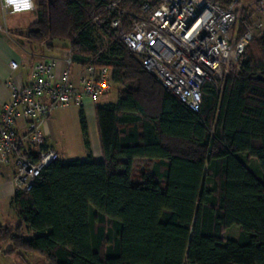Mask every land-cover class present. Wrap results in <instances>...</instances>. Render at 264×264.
<instances>
[{"label": "trees", "instance_id": "16d2710c", "mask_svg": "<svg viewBox=\"0 0 264 264\" xmlns=\"http://www.w3.org/2000/svg\"><path fill=\"white\" fill-rule=\"evenodd\" d=\"M109 1L35 5L27 42H67L73 63L106 68L121 91L114 104L95 108L102 160L91 157L79 109L86 159L58 158L30 191L14 192L17 223L0 226V252L9 242L3 255L38 252L47 264H264V34L221 90L203 84L192 112L124 45H95L92 19L108 17ZM117 1L140 14L142 0ZM134 159L154 161L148 177L133 181ZM232 226L237 238L224 240Z\"/></svg>", "mask_w": 264, "mask_h": 264}, {"label": "built area", "instance_id": "2783aa9c", "mask_svg": "<svg viewBox=\"0 0 264 264\" xmlns=\"http://www.w3.org/2000/svg\"><path fill=\"white\" fill-rule=\"evenodd\" d=\"M236 2L223 7L207 0H142L140 14L135 17L115 0L104 3L107 18L94 17L92 23L111 40L124 45L180 104L198 112L203 84L222 86L244 40L248 42L262 28V23L247 22L242 35L236 36ZM34 8L33 0H1L3 14ZM254 11L264 20V0ZM60 60L65 69L59 76L55 75L58 60L29 62V84L19 86L10 77L5 82L10 99L0 113V164L12 169L15 191H30L43 170L59 158L57 152L44 147L41 132V125L51 113L67 107L73 99L81 106L85 99L94 101L112 89L106 68H81L73 83L70 48L63 51ZM9 67L14 71L18 64L12 62ZM19 122L24 125L21 131L17 129Z\"/></svg>", "mask_w": 264, "mask_h": 264}, {"label": "crops", "instance_id": "0c3cea01", "mask_svg": "<svg viewBox=\"0 0 264 264\" xmlns=\"http://www.w3.org/2000/svg\"><path fill=\"white\" fill-rule=\"evenodd\" d=\"M38 3V2H37ZM35 3V5L37 4ZM28 12H35L28 11ZM0 13L2 18L4 14L1 10V0H0ZM25 13V12H21ZM7 14V13H6ZM9 14H19V13H9ZM36 21H32L29 25L26 26L24 31H21L16 28L15 22H10V29H8L4 23L0 22V113L1 107L4 103L8 102L10 99V90L6 86L5 82L10 77L13 81L19 85L24 86L29 84V62H49L52 60H58L57 67L55 70V75L59 76V74L65 69L62 61L60 60L62 53L65 49L68 48V43L65 41H52L50 43L43 44H29L27 42L25 33L27 28ZM18 48V50H17ZM17 63L18 68L14 71H11L9 65L10 63ZM69 72L71 76V80L73 83L76 82L78 75L81 72V67L76 63H71L69 66ZM119 91L115 98L107 99L106 96L98 98L101 100L100 104H97L96 100L85 99L81 106H78L77 100L73 99L70 104L65 108H57L54 110L47 120L43 122L41 125V132L44 136V147L54 150L58 153L59 159L61 161H72V160H80L83 161L87 157V151L83 145V137L79 127L78 113L79 109H82L86 119L87 125V134L88 141L90 146L91 157L95 162H100L102 160V152L100 148L99 141V133L97 127V121L95 117V108L102 107L107 104H114L117 101L118 93L121 91V87L119 86ZM99 100V101H100ZM57 111H61L62 113H66L71 115V137L70 134L64 133L67 129L64 121H60L58 116L54 113ZM76 118V120H75ZM23 123L19 122L17 125L18 131L23 130ZM65 130V131H64ZM63 138V139H61ZM54 140H59L60 142H64L70 144L71 148L75 150H80V154L76 155L78 157L73 159H67V155L64 153L61 143L56 142ZM60 146H59V145ZM144 161L148 163L147 167L149 172L151 173L152 168L154 166V161H148L145 159H134L132 161V173L135 162ZM148 161V162H147ZM120 162H124V160H120ZM12 179V169L7 166H3L0 164V226L5 224H10L11 226L17 223L15 211L11 204V198L15 192L13 185L11 183ZM231 228V227H230ZM229 229V228H228ZM227 230V229H226ZM222 233V237L224 240H234L238 236V231L232 232L233 235L231 237H225V232ZM235 231V230H234ZM236 236V237H235ZM2 253V250L0 254ZM3 254V253H2Z\"/></svg>", "mask_w": 264, "mask_h": 264}, {"label": "rangeland", "instance_id": "374dc122", "mask_svg": "<svg viewBox=\"0 0 264 264\" xmlns=\"http://www.w3.org/2000/svg\"><path fill=\"white\" fill-rule=\"evenodd\" d=\"M262 0H237V2L234 4L233 9L235 11V15L237 17L236 24L233 26V33L236 35H242L244 32L245 24L248 22H255V23H262V28L258 29L254 32L252 38L246 42L244 40V46L243 44L241 45L242 48L239 52L237 62L235 63L234 66H232L230 74H236L239 73L240 71V66L241 63H243L246 60V54H247V47L252 44L254 39L259 38L264 34V20L258 15L254 9L256 6L261 2ZM34 3H39V0H33ZM231 4V3H230ZM230 4L226 7H229ZM244 17L247 18L246 22H244ZM4 23L8 29H10V22H15L16 23V28L24 31L26 26L29 25L34 19L36 18V13L35 12H25V13H19V14H4ZM3 18L0 13V22L3 23ZM236 35V36H237ZM93 39L95 42V45L98 48H102L107 44L109 41V37L106 36L101 30L95 28L93 32ZM18 50V48H17ZM229 75V74H228ZM259 76V75H257ZM223 84V83H222ZM221 84V85H222ZM218 90H221L222 86L220 84L217 85ZM119 86L118 85H113L112 89L109 93L108 96H106L107 99H112L115 98L117 95V92L119 91ZM100 100V99H99ZM97 99V104L101 103V100L99 101ZM57 115L58 119L60 121H64L66 124V131L64 133L70 134L71 137V115L66 114L65 112L62 113L61 111H57L54 113V116ZM76 120V118H75ZM63 139V138H61ZM56 142L61 143L62 148L64 150V153L67 155V159H73L76 158L80 153V150H75L71 148V143H65L64 140L63 142H60L59 140H54ZM59 145V144H58ZM60 146V145H59ZM241 160L245 163L246 166L249 168L252 167L254 170H258L259 174H261V171L259 169L258 163L255 159H253L252 162L248 161V157L246 155L242 156ZM148 162V161H147ZM149 164L145 163L144 161H138L135 162L134 168H133V181H137L138 178H140L141 175H144L145 177H148L150 175V172L148 170ZM11 205V204H10ZM1 208V206H0ZM235 230V231H234ZM238 231L237 226H232L231 228L227 229L225 232V237H231L232 232ZM28 237V236H27ZM236 237V236H235ZM2 252L10 249V243L6 242L2 244ZM21 254H12V255H3L2 253L0 254V264H47L45 261L44 257L38 253V252H19Z\"/></svg>", "mask_w": 264, "mask_h": 264}]
</instances>
